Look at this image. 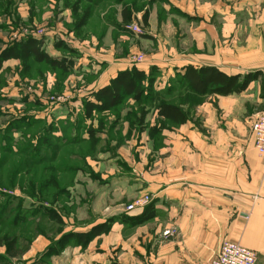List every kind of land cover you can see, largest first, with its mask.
<instances>
[{
  "label": "crops",
  "instance_id": "1",
  "mask_svg": "<svg viewBox=\"0 0 264 264\" xmlns=\"http://www.w3.org/2000/svg\"><path fill=\"white\" fill-rule=\"evenodd\" d=\"M2 1L5 3L0 5V53L16 38L15 0ZM28 5L27 9H30ZM57 9L62 15L68 12L63 11L60 2ZM123 9L120 2L117 12L121 14ZM146 10L150 12V30L145 34L149 37L138 38L140 46L151 50L149 56L155 60L148 64L145 58L136 65L125 62L114 66V62L109 60L106 61L110 66L98 60L102 62L98 66L105 67L98 77L89 73L90 69L97 67L94 55L91 56L93 61L84 56L76 59L74 65L69 59L70 76H74L81 66L80 71L88 75L85 76L86 84L94 86L86 92L81 89L76 93H84V98L94 100V92L108 85L119 71L133 66L146 71L152 66L161 69L172 66L178 72L187 65L214 66L229 75L261 74L242 92L204 96L205 101L196 107L194 115L188 117L186 123L173 130H165L157 139L163 143L159 149H154L156 139L148 132V128L158 121L157 109L152 106L156 109V118L149 121L146 117L143 124L138 120L145 128L140 141L138 137H130L116 154H101L99 157L103 158L92 163L95 171L101 174L103 183L93 180L86 185L85 189L91 190L92 197L88 212L90 221L70 231H88L110 216L125 213L120 209L123 201L129 202L136 196L150 193L153 196L151 206L157 212L150 225L155 224L157 232L159 223L175 224L182 236L178 243L163 244L160 249L163 250V258L175 257L176 253L171 251L174 248L175 252L186 256L187 261H193L186 264H208L216 252L202 255L196 250L210 248L208 243L212 241L230 240L255 250V264H264V160L259 156L251 134L253 120L264 110V0H157L134 12L142 17ZM126 12L130 11L127 9ZM27 13L29 15L30 12ZM53 15L48 14L44 7L40 12L41 21L51 16L55 21L57 14ZM163 32L182 33L179 39L186 47L179 49L176 44L164 46ZM55 35L63 36L61 30L53 28L45 29L44 36L26 34L41 40L42 49L52 58L61 59L63 56L55 51V41L61 37L56 38ZM90 37L93 40L97 36L91 34ZM126 37L124 34L120 41ZM100 39L103 46L113 50L115 43L111 27L104 30ZM165 58L170 61H162ZM22 69L19 59L9 58L3 62L1 79L4 76L27 79ZM48 74L49 77L56 75ZM8 91L13 100L10 105L24 104L17 98L21 94L17 88L11 86ZM33 95L46 103L44 111L52 112L56 121L69 117L73 124L76 114L84 111L79 101L81 98L74 103L66 100L57 103L51 96L35 91L27 98L34 99ZM129 101L132 102L131 99ZM93 123L98 125L97 120ZM134 125L137 128V124ZM116 127L127 131L129 121L122 119ZM80 187L77 184V191H84V187ZM125 226L130 225L115 224L108 234L96 237L84 250L100 249L108 253L121 239L114 238V233ZM95 251L90 254H96Z\"/></svg>",
  "mask_w": 264,
  "mask_h": 264
},
{
  "label": "rangeland",
  "instance_id": "2",
  "mask_svg": "<svg viewBox=\"0 0 264 264\" xmlns=\"http://www.w3.org/2000/svg\"><path fill=\"white\" fill-rule=\"evenodd\" d=\"M59 2L63 11L68 10L66 14L57 12ZM73 2V0H15L16 38L12 42L26 38L27 33L59 29L63 36L55 35L56 38L61 37L59 41H55V51L63 56L61 60L67 62L68 66L69 59L74 65L76 59L79 60L84 56L93 61L91 56L94 55L97 67L90 69L89 73L98 77L105 69L98 66L102 63L98 60L105 61L104 64L107 66L110 64L108 65L106 60L114 62L113 66L125 62L130 64V60L139 53L147 58L148 64L155 60L149 56L151 50L143 49L139 40L144 36L149 37L145 34H148L150 30V12L146 10L142 17L134 12L149 4V0H125L121 2L124 8L121 14L117 12L120 3L118 0H95L92 4L83 1V9L90 6L95 12L80 31L75 29V18L69 6ZM4 3L0 0L1 6H4ZM27 4L30 9H27ZM44 7L48 14L55 16L57 14L55 21L52 16L46 21H41L40 12L42 8L44 10ZM127 9L130 12H126ZM27 12H30L29 15ZM108 27H111L115 43L113 50L101 44L100 38ZM91 34H95L98 38L92 40ZM124 34L128 38L120 41ZM163 35L166 42L164 46L176 44L179 49L186 47L179 39L182 33L163 32ZM133 36L136 39H130ZM162 61L170 60L165 58ZM22 66V74L27 79L16 76L8 79L4 76L0 85V264H19V262L24 264L189 263L190 260L187 261L186 256L183 257L175 252L174 248L171 251L176 253L175 257L163 258V250H160L163 244L178 243L182 236L179 227L175 224L159 223L156 232L155 224H150L156 218L157 212L152 219L143 224L125 226L116 231L114 238L121 239L110 248L109 254L100 249H95L100 250L99 252L91 249L86 252L84 250L86 248L74 242L58 254L49 253L50 246L67 232L66 230L70 231L71 228L90 221L88 212L92 197L91 190L86 191V185L93 180L103 183L101 174L95 171L92 163L103 158L99 157L101 154L107 152L116 154L130 137H138L140 141L145 128L142 126L143 123H138L139 110L135 102L127 100L123 106L113 112L114 115L102 117L105 129L95 134L97 142H94L88 132L92 121L83 118V112L76 114L73 124L69 117L56 121L52 112L44 111L46 103L34 95V99H28L34 91L51 97L61 96L67 102L73 103L81 98L79 101L83 104L84 110V102L87 99L84 98V93H76V91L83 89L82 92H86L94 86L86 84L88 75L80 71L81 66L74 76H70V70L65 72L60 67L55 68L48 63L37 62L35 59H30V69ZM48 72L56 75L49 77ZM162 76H164L163 79L158 80ZM179 79L177 68L172 66L160 68L159 74L156 75L155 89L161 93L171 88L173 90L171 93L163 92L160 96L166 101L179 105L188 113V117H191L196 107L206 98H193L185 87L178 84ZM11 86L20 91L21 94L17 98L24 104L10 105L13 104L8 91ZM65 94L68 97H65ZM150 107L149 114L146 115L149 121L156 118V109H153L154 106ZM125 109L127 113H124ZM98 119L96 116L97 124ZM122 119L129 121L127 131L116 127ZM134 124H137V128ZM93 127L96 128L97 125L93 123ZM177 127L179 125L172 127L171 130ZM165 130L168 129H164L155 138L154 149L163 147V143L157 139ZM79 171L82 172L79 173ZM77 174L80 176L77 177ZM77 184L81 185L80 188L84 187V191H77ZM144 197H148L151 201L146 204L148 208L153 202V196L150 193L136 196L129 202L123 201L120 209H124L126 213V206ZM125 213L110 216L106 220L114 219L113 228L117 223L122 224L120 220ZM224 241L209 242L210 248L196 251L202 255L212 252L217 254ZM94 251L96 254H90ZM190 262L193 263V261Z\"/></svg>",
  "mask_w": 264,
  "mask_h": 264
},
{
  "label": "trees",
  "instance_id": "3",
  "mask_svg": "<svg viewBox=\"0 0 264 264\" xmlns=\"http://www.w3.org/2000/svg\"><path fill=\"white\" fill-rule=\"evenodd\" d=\"M69 4L74 18L75 29L80 31L87 23L92 14V9L87 7L83 9V1L94 3L95 0H73ZM123 2L125 0H118ZM157 0H149L154 2ZM43 42L35 37H26L22 40L11 43L0 53V71L3 62L9 58H17L22 65L29 68L30 59L37 62L48 63L50 66L63 71L69 70L67 62L61 59L52 58L42 49ZM58 45V44H56ZM69 65V64H68ZM160 72V68L152 66L149 71L140 69L136 66L121 70L110 83L93 93L94 100L88 99L84 102L83 118L91 120L92 125L88 132L92 136V140L97 142L95 134L105 129L104 116L114 114L119 107L123 106L129 99L135 102V106L139 110V120L143 123L149 111L150 106H154L158 113V122L148 128L150 137L156 138L164 129L171 130L172 127L184 124L188 120V113L179 105L166 101L160 94L171 93L173 90L167 89L159 93L155 90L156 75ZM179 73L178 84L185 87L193 98H202L208 94L228 95L234 92L244 91L249 83L257 78L261 72L229 75L214 66L194 65L185 66ZM0 76V85H1ZM98 119V125L93 127V122ZM101 117V118H100ZM172 125V126H171ZM156 211L152 206L146 208L141 214L128 215L121 217L122 223L129 225H140L152 219ZM114 219L110 218L104 222L98 223L91 227L88 231H68L65 232L58 240L54 241L49 248V253L58 254L71 242L86 248L96 237L110 232ZM19 264H24L19 262Z\"/></svg>",
  "mask_w": 264,
  "mask_h": 264
},
{
  "label": "built area",
  "instance_id": "4",
  "mask_svg": "<svg viewBox=\"0 0 264 264\" xmlns=\"http://www.w3.org/2000/svg\"><path fill=\"white\" fill-rule=\"evenodd\" d=\"M139 31V30H138ZM30 34V33H28ZM36 36H44L45 30H39L34 34ZM145 60V56L142 53L137 54L133 59L130 60V64L136 65ZM61 98V99H60ZM52 101L61 102L64 97L52 96ZM251 132L254 137V142L259 156L264 160V111L258 114L251 125ZM151 201L147 198L137 199L126 206V212L133 211H144L146 204ZM257 259L256 251L248 247L243 246L239 242L226 240L221 244L219 252L208 264H255Z\"/></svg>",
  "mask_w": 264,
  "mask_h": 264
},
{
  "label": "bare ground",
  "instance_id": "5",
  "mask_svg": "<svg viewBox=\"0 0 264 264\" xmlns=\"http://www.w3.org/2000/svg\"><path fill=\"white\" fill-rule=\"evenodd\" d=\"M263 111H264V110H263ZM260 113H261V112H260ZM260 113H259V114H260ZM254 120H255V119H254ZM254 120H253V121H254ZM251 134H252V132H251ZM252 136H253V135H252ZM253 139H254V137H253ZM254 144H255V142H254ZM255 148H256V146H255ZM256 150H257V149H256ZM257 152H258V151H257Z\"/></svg>",
  "mask_w": 264,
  "mask_h": 264
}]
</instances>
